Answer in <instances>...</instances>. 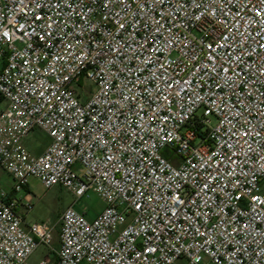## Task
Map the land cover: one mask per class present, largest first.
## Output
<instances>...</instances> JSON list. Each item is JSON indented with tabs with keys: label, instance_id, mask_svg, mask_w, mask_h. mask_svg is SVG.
I'll return each mask as SVG.
<instances>
[{
	"label": "built area",
	"instance_id": "built-area-1",
	"mask_svg": "<svg viewBox=\"0 0 264 264\" xmlns=\"http://www.w3.org/2000/svg\"><path fill=\"white\" fill-rule=\"evenodd\" d=\"M0 96L13 192L106 205L54 248L0 192V264H264V0H0Z\"/></svg>",
	"mask_w": 264,
	"mask_h": 264
},
{
	"label": "rangeland",
	"instance_id": "rangeland-1",
	"mask_svg": "<svg viewBox=\"0 0 264 264\" xmlns=\"http://www.w3.org/2000/svg\"><path fill=\"white\" fill-rule=\"evenodd\" d=\"M95 86L84 78L79 90L89 97ZM6 106L5 101H0V109ZM48 137L42 130H35L24 141L23 145L34 154L42 153L48 146ZM164 154L167 151L163 152ZM14 180L6 171L0 169V192L14 195L17 199H24L30 193L33 199V208L27 211L24 207V200L19 207V213L25 218L26 223L50 222L56 226L54 248L59 245L58 233L60 230V220L63 212L71 205L75 204V209L81 213L86 212L89 220L95 219L106 207L103 199L91 191L82 198L78 199L73 193L65 190L61 186L45 188L36 178L30 179L27 189L19 193L13 192ZM58 232V233H57ZM52 253L51 247L42 244L30 258L31 264H39L45 257Z\"/></svg>",
	"mask_w": 264,
	"mask_h": 264
},
{
	"label": "crops",
	"instance_id": "crops-1",
	"mask_svg": "<svg viewBox=\"0 0 264 264\" xmlns=\"http://www.w3.org/2000/svg\"><path fill=\"white\" fill-rule=\"evenodd\" d=\"M47 137H48V136H47ZM47 141H48V143H50V138H49V137H48V140H47ZM26 189H27V188H26ZM9 196H10L11 198H15V196L12 195V194H10Z\"/></svg>",
	"mask_w": 264,
	"mask_h": 264
},
{
	"label": "trees",
	"instance_id": "trees-1",
	"mask_svg": "<svg viewBox=\"0 0 264 264\" xmlns=\"http://www.w3.org/2000/svg\"><path fill=\"white\" fill-rule=\"evenodd\" d=\"M0 101H4L3 98L0 96Z\"/></svg>",
	"mask_w": 264,
	"mask_h": 264
}]
</instances>
